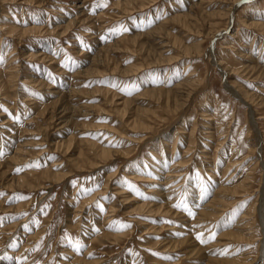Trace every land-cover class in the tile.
<instances>
[{
  "label": "rangeland",
  "instance_id": "obj_1",
  "mask_svg": "<svg viewBox=\"0 0 264 264\" xmlns=\"http://www.w3.org/2000/svg\"><path fill=\"white\" fill-rule=\"evenodd\" d=\"M233 1L0 0V264H264V0Z\"/></svg>",
  "mask_w": 264,
  "mask_h": 264
},
{
  "label": "bare ground",
  "instance_id": "obj_2",
  "mask_svg": "<svg viewBox=\"0 0 264 264\" xmlns=\"http://www.w3.org/2000/svg\"><path fill=\"white\" fill-rule=\"evenodd\" d=\"M239 1L238 0H234L233 2H232V4H231V6L228 8V10L229 11H232V10H234V8L237 6V3H238ZM233 3H235V5H233ZM230 14H232V12L230 13ZM231 17H232V15H231ZM230 20V19H229ZM230 22H228V24H229ZM227 24V25H228ZM228 28V26L226 27V29ZM226 29H224L223 31H226ZM222 31V32H223ZM221 33V32H220ZM220 35V34H219ZM213 48V47H212ZM221 62V61H220ZM216 65L218 66V65H220L219 64V62H216ZM220 68H222L221 66H220ZM188 80V79H187ZM227 82V81H226ZM224 83L225 84V87H226V90L227 91H229L233 96H235L236 98H239L241 101H243V102H246V99H244L242 96H241V94H240V90L238 91L237 89H235V87L231 84V83H229V82H227V83ZM186 85V84H185ZM178 95V94H177ZM177 97V96H176ZM247 103V102H246ZM249 116L251 117V113L249 114ZM251 119V118H250ZM255 122V121H254ZM253 123V122H252ZM257 140H259V139H257ZM259 142V141H258ZM258 146V145H257ZM260 150V149H259ZM258 150V151H259ZM260 163V162H259ZM264 176H263V178H262V181H261V187H260V195H259V201H258V204H257V211H258V213H259V210L261 209V208H263V205H264ZM260 214V213H259ZM263 227H261V230H262V237L260 238V240H259V246H258V248H259V250H260V252H261V249H262V247H263V245H264V231H263ZM223 235H221V236H228V235H230V233L229 232H223L222 233ZM247 252H248V250H247ZM263 252H261L260 254H259V256H260V259H257L258 260V262L261 260V258H263Z\"/></svg>",
  "mask_w": 264,
  "mask_h": 264
},
{
  "label": "snow or ice",
  "instance_id": "obj_3",
  "mask_svg": "<svg viewBox=\"0 0 264 264\" xmlns=\"http://www.w3.org/2000/svg\"><path fill=\"white\" fill-rule=\"evenodd\" d=\"M99 6H103V5H99ZM31 166H33V167H39V165H36V164H33V165H31ZM0 219H2V218H0ZM214 238H215V233L211 234V235L208 237L209 240L214 239ZM197 239L200 240L201 243L206 242L205 239L203 238V233H199V234H197ZM76 243H77V245L79 244L78 241H77Z\"/></svg>",
  "mask_w": 264,
  "mask_h": 264
}]
</instances>
